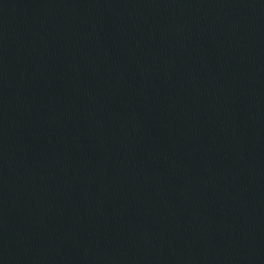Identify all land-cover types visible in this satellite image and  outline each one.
Listing matches in <instances>:
<instances>
[{"label": "water", "instance_id": "95a60500", "mask_svg": "<svg viewBox=\"0 0 264 264\" xmlns=\"http://www.w3.org/2000/svg\"><path fill=\"white\" fill-rule=\"evenodd\" d=\"M0 264H264V0H0Z\"/></svg>", "mask_w": 264, "mask_h": 264}]
</instances>
